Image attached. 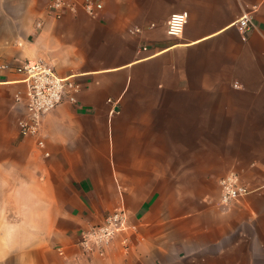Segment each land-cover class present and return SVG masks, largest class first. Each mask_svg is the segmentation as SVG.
<instances>
[{"label": "crops", "instance_id": "1", "mask_svg": "<svg viewBox=\"0 0 264 264\" xmlns=\"http://www.w3.org/2000/svg\"><path fill=\"white\" fill-rule=\"evenodd\" d=\"M50 1L0 0V264H264V190L219 201L228 173L264 183V0ZM25 58L81 83L44 149L19 133ZM117 208L126 230L84 252Z\"/></svg>", "mask_w": 264, "mask_h": 264}, {"label": "built area", "instance_id": "2", "mask_svg": "<svg viewBox=\"0 0 264 264\" xmlns=\"http://www.w3.org/2000/svg\"><path fill=\"white\" fill-rule=\"evenodd\" d=\"M68 5L65 0H51L49 9L55 17L62 14L63 8ZM85 7L90 10V4ZM189 13L187 10L172 12L166 22L165 31L168 35H181L184 25L187 23ZM241 32L247 31L251 21L248 13L242 14L236 21ZM0 67H9L7 64ZM13 69L22 75L25 85L23 94L15 93L14 99L24 100L25 115L18 120L19 133L22 136L35 138L36 146L44 149L45 143L41 136V125L45 115L63 101L75 102L76 95L81 89V83L74 75L59 76L52 65L40 58H25L13 66ZM110 100V99H109ZM48 155L47 151H43ZM219 201L228 205L240 196L252 190H264V183L256 187H250L241 182L234 173H228L219 179ZM126 230V214L124 209L117 208L104 219L91 225L81 232L79 244L86 253L103 255L111 241ZM128 235H123L126 242Z\"/></svg>", "mask_w": 264, "mask_h": 264}]
</instances>
